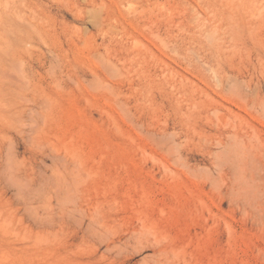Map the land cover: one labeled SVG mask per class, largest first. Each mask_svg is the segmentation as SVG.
I'll return each instance as SVG.
<instances>
[{"label": "rangeland", "instance_id": "rangeland-1", "mask_svg": "<svg viewBox=\"0 0 264 264\" xmlns=\"http://www.w3.org/2000/svg\"><path fill=\"white\" fill-rule=\"evenodd\" d=\"M0 264H264V0H0Z\"/></svg>", "mask_w": 264, "mask_h": 264}]
</instances>
